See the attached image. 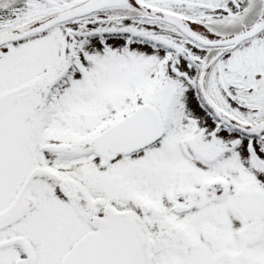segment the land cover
I'll use <instances>...</instances> for the list:
<instances>
[{
	"label": "snow or ice",
	"instance_id": "6c2138e0",
	"mask_svg": "<svg viewBox=\"0 0 264 264\" xmlns=\"http://www.w3.org/2000/svg\"><path fill=\"white\" fill-rule=\"evenodd\" d=\"M0 264H264V0H0Z\"/></svg>",
	"mask_w": 264,
	"mask_h": 264
}]
</instances>
